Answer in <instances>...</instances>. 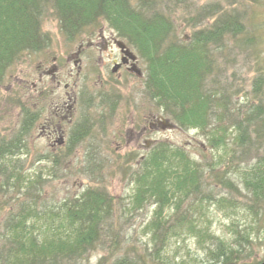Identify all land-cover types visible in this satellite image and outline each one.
Returning a JSON list of instances; mask_svg holds the SVG:
<instances>
[{
    "label": "rangeland",
    "instance_id": "1",
    "mask_svg": "<svg viewBox=\"0 0 264 264\" xmlns=\"http://www.w3.org/2000/svg\"><path fill=\"white\" fill-rule=\"evenodd\" d=\"M216 4L228 10L234 8L242 14L245 33L240 35L252 36L251 41H254L252 47L242 48L243 41L240 42V47H237L229 37L225 45L214 50L219 70L215 76L216 85L221 93H225L228 101L227 109L218 107L214 110L224 114L220 124L226 125L227 116L237 117L236 112L240 111V116L243 117L245 111L252 110L258 102H261L260 107L264 108V0L256 3L250 0H155L154 8L170 16L176 35L180 39H186L193 29L211 24L212 19L203 18L187 25L185 18L202 9L216 7ZM146 10L152 12L151 8ZM58 25L54 16L47 17L42 27L49 33L50 42L48 47L41 50L47 54H36L33 51L22 53L21 60L9 67L0 82V141L12 138L22 119L20 104L13 98L17 97L23 101L24 94L29 92V109L35 108L37 97L49 101L61 94L66 95L67 92L69 97L74 96L76 100V109L72 115L73 125L81 115L86 114L83 118L88 122L90 133L69 151L66 149V136L62 147L52 148L50 144L53 139L46 137L42 129L40 131V121L48 114L47 109L43 110L38 122L25 136V148L13 157L18 159L15 168L21 172L24 179L33 180L39 177L36 189H28L39 195L38 198L36 195L31 197L35 198L34 206L37 209L59 206L62 201L79 195L87 187L105 189L114 197L113 213L102 230L100 242L76 264H97L99 259L106 255L113 233L120 237V248L114 255L120 256L128 252L129 257L136 260L137 264H213L209 261V251L215 248L217 240L231 241L236 237L234 229L249 226L252 228L249 234L252 243L246 244L244 252L249 253V257L245 260L264 261V205L251 206L253 203L250 193L241 182L255 163L256 154H261L263 148L257 150L256 144L251 141L250 147L243 153L234 149L231 138L235 134V128L232 127L228 132L230 137L227 145L218 149L208 144L205 134L201 131L180 127L167 117L166 119L170 120L167 122L172 125H163V128L157 125V128H152L150 123L154 122L156 116H165L143 91L146 65L136 49L128 44L139 58L138 66L143 76L125 71L112 74V58L108 56L118 54L119 49L114 44L104 49L103 42L97 40L100 32L107 34L110 30L114 31L107 23L101 22L95 28H86L74 40L68 39ZM88 36L92 37L94 42L98 41V45H79L81 39L86 43ZM77 50H81L78 56L54 54L59 51L69 53ZM99 54L101 60L97 58ZM54 58L62 61L61 69L54 77L40 73L38 66L46 68L45 66L53 63ZM74 59L79 63L74 64ZM256 79H260L261 83L258 91L255 86ZM57 80H60L59 86H56ZM65 83L69 89L63 88ZM34 84L38 90L43 89L41 95L38 96L33 90ZM99 91L105 92V96L111 97V100L103 104L97 97ZM89 100L91 106L87 103ZM83 118H80L81 121ZM215 118V115H211V119ZM63 126L68 132L70 126L66 121ZM248 128L253 137L252 127L249 125ZM160 141L182 147L188 155L206 167L202 186L204 193L210 197L225 196L227 201L219 207L213 200L203 201L199 205L191 199L182 203L181 212L195 216L198 223L196 226L201 231L196 235L188 229V223L180 225L177 227L178 234L168 238L161 250V257L156 258L151 255L153 245L150 243L149 233L144 229L152 215L154 204L148 202L141 209H129L133 184L128 174L123 175V172L128 166L131 167L130 170L137 169L141 158ZM48 154L52 159L54 155L57 156L58 164L54 165L52 159L47 157ZM213 161H218L215 165L217 172L209 169L208 164ZM215 173L223 176L226 185L216 182ZM3 177L4 175H0V180ZM228 180L233 182L234 189L228 185ZM19 182L21 183V180ZM24 183L25 181L22 183L23 187L27 186V183ZM22 190L23 188L13 191L15 194L11 191L5 192L0 196V233L11 211H18L19 200L29 199L27 193H20ZM5 200L7 206L3 204ZM113 257L107 259L108 262H111ZM215 264L222 263L215 261Z\"/></svg>",
    "mask_w": 264,
    "mask_h": 264
},
{
    "label": "trees",
    "instance_id": "2",
    "mask_svg": "<svg viewBox=\"0 0 264 264\" xmlns=\"http://www.w3.org/2000/svg\"><path fill=\"white\" fill-rule=\"evenodd\" d=\"M250 1L256 3L259 0ZM154 4L155 0H0V82L9 67L21 60L22 53L48 47L50 36L42 27L47 17L54 16L60 31L70 40L80 36L86 28H95L105 22L144 60L143 91L165 118L172 119L180 127L201 131L212 148L227 145L232 127L235 128L231 138L234 149L243 153L252 141L257 150L262 147L264 151V108L260 107L261 102L245 111L243 117L240 111L236 112L237 117L227 116L226 125L220 124L224 114L214 110L218 107L227 109L228 103L225 93H221L216 85L215 76L219 70L214 50L225 45L229 37L237 47L241 41L244 42L242 48L253 46L252 36H241L245 33L242 14L218 4L202 9L186 17V24L191 25L203 18H211V24L193 29L186 39H180L170 16L156 10ZM148 8L152 12H148ZM255 86L258 91L260 79H256ZM105 95L103 91L97 93L103 104L111 100ZM14 99L20 104L22 119L12 138L0 141V175H4L0 180V196L23 188L20 193H27L29 199L21 198L18 211H11L3 223L0 264H76L100 242L102 230L113 213L114 197L105 189L87 187L59 206L37 209L35 198H31L36 193L28 189H36L39 177L24 179L15 168L18 159L13 157L25 148V136L36 123L38 111L26 107L20 98ZM211 115L216 118L211 119ZM85 116L83 114L80 118ZM80 118L68 133L66 149L69 151L90 133L88 122ZM263 151L256 154L255 163L241 180L252 198L251 206L255 207L264 205ZM47 157L53 158L49 154ZM52 161L54 165L58 164V157L54 155ZM217 162L208 164L210 171L217 172ZM129 168L123 172L133 184L129 209H141L148 202L154 204L144 229L153 245L151 255L156 258L161 257L168 238L178 234L180 225L188 223V229L196 235L201 231L196 226L195 216L181 212L182 203L191 199L199 205L213 200L219 207L227 201L225 196L210 197L204 193L206 167L180 146L157 142L141 158L137 169ZM214 177L216 182L225 184L223 176L215 173ZM24 181L27 186L23 187ZM227 182L235 188L233 182ZM3 204L7 206L6 200ZM251 230L250 226L237 228L234 229L236 237L231 241L217 240L215 248L209 251V261L213 264L215 261L222 264L257 263L245 260L249 257V253L244 252L246 244L252 243ZM119 248L120 237L113 233L106 255L97 264H137L128 252L115 256ZM110 257L113 260L108 262Z\"/></svg>",
    "mask_w": 264,
    "mask_h": 264
},
{
    "label": "flooded vegetation",
    "instance_id": "3",
    "mask_svg": "<svg viewBox=\"0 0 264 264\" xmlns=\"http://www.w3.org/2000/svg\"><path fill=\"white\" fill-rule=\"evenodd\" d=\"M82 40L83 39L80 40L79 45H84V44H86L87 46H91V45L97 46L98 45L97 44L98 41L94 42L93 38L90 36L86 37V43H83ZM97 40L103 42L104 49H108L113 44L116 45L119 49L118 54L114 56L109 54L108 56L109 58H112L111 60L112 66L110 68L111 72H113L112 74H115V73L121 74L122 72L125 71V72H129L130 74H134V75L136 74V76L137 75L143 76V73L141 72L138 66L139 65L138 56L134 54L130 46H128V44L124 40H122L119 36H117L116 32L111 31V30L108 31L107 34H103L102 32H100V35L97 36ZM125 51H127V53H125ZM33 52L34 53L36 52V54H47L46 52H42V51H39V52L33 51ZM80 52L81 50L72 51L69 53L59 51L54 54H76V55L78 54L79 55ZM87 56L89 57V54H87ZM97 58L101 60L100 54ZM73 62L74 64L79 63L77 59L76 60L74 59ZM61 66H62V61L58 60V58H54L53 63L51 65L45 66L46 68L44 67L42 68V66L39 65L38 70H41L40 73H44L46 75L50 74L51 77H54V75L61 69ZM59 84H60V80H57L56 86H59ZM34 86L32 85V87ZM63 88L69 89L68 84L65 83ZM33 90H35L38 93V96L41 95V93H43L42 92L43 89L38 90L36 86L34 87ZM29 95H30V92L27 95L24 94L23 96L24 99L22 101L23 104L27 107H29V104H28ZM26 96L28 98H26ZM70 99L72 100L71 102H70ZM75 102H76L75 97L74 96L69 97V94L67 92H66V95L61 94V96H57L55 99L49 100V101L47 100L45 101L43 98L40 99L37 97V102L34 103L36 105L34 110L38 111L37 112L38 117L39 118L41 117V115L43 114L42 112L43 110L47 109L48 111V114H45V116L43 117V120L40 121V131L42 129L46 137L53 139V142L51 141V144H50L52 148L62 147L61 144L65 143V136L68 138V133L72 130V127L75 125V124L73 125V121H72V115L76 109ZM65 112L67 114H65ZM38 120L39 119H36V122H38ZM64 121H66L67 125L70 126L68 132L66 131V128L63 126ZM167 121H170V120L162 116H156L154 118V122L150 123V126L152 128H157V125H159V127L163 128L164 126L172 125L171 122H167ZM143 133L144 131H142V134ZM57 144H60V145H57ZM147 149L149 148L147 147Z\"/></svg>",
    "mask_w": 264,
    "mask_h": 264
},
{
    "label": "water",
    "instance_id": "4",
    "mask_svg": "<svg viewBox=\"0 0 264 264\" xmlns=\"http://www.w3.org/2000/svg\"><path fill=\"white\" fill-rule=\"evenodd\" d=\"M125 53H127V51H125ZM114 69H115V68H114ZM226 264H236V263L230 262V263H226ZM256 264H264V261H262V262H257Z\"/></svg>",
    "mask_w": 264,
    "mask_h": 264
},
{
    "label": "bare ground",
    "instance_id": "5",
    "mask_svg": "<svg viewBox=\"0 0 264 264\" xmlns=\"http://www.w3.org/2000/svg\"><path fill=\"white\" fill-rule=\"evenodd\" d=\"M256 264V263H255Z\"/></svg>",
    "mask_w": 264,
    "mask_h": 264
}]
</instances>
